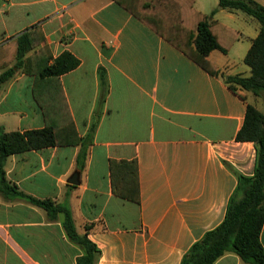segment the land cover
Returning <instances> with one entry per match:
<instances>
[{"label": "crops", "instance_id": "obj_1", "mask_svg": "<svg viewBox=\"0 0 264 264\" xmlns=\"http://www.w3.org/2000/svg\"><path fill=\"white\" fill-rule=\"evenodd\" d=\"M220 7L219 0L194 2L198 12L239 33L228 54H209L211 74L116 0H0V66L7 64L0 76L15 67V40L38 28L44 41L37 49H50L49 64L64 52L80 61L60 76L71 130L60 129L57 146L6 161L0 264H78L83 255L64 215L51 217L26 197L68 207L77 232L100 250L97 264H181L223 222L237 174L252 176L255 169V144L237 134L247 106H264L261 97L226 82L251 76L244 59L261 26ZM34 84L19 69L0 85L7 133L46 127ZM111 160L137 161L139 204L114 194ZM215 264L246 263L227 253Z\"/></svg>", "mask_w": 264, "mask_h": 264}, {"label": "trees", "instance_id": "obj_2", "mask_svg": "<svg viewBox=\"0 0 264 264\" xmlns=\"http://www.w3.org/2000/svg\"><path fill=\"white\" fill-rule=\"evenodd\" d=\"M116 1L211 74H216V67L207 60L209 54L215 50L228 54L239 38L237 31L212 21V16L198 12L194 8L195 0ZM219 4L230 12L246 14L261 26L259 35L244 59L245 64L251 68V76H232L226 82L234 91L240 87L258 97H264V6L257 0H219ZM40 32L38 28L34 33H26L15 40V67L2 73L0 85L19 69L34 76V98L43 111L46 127L24 133H7L0 125L2 178L5 177V165L10 156L57 146L60 129L71 130L73 126L60 76L76 69L80 61L71 53L64 52L49 64L52 59L50 49H37L44 41ZM2 66L6 67L7 64ZM2 66L0 68H5ZM236 139L255 144L254 174H237L238 184L229 200L223 222L195 242L183 256L181 264H215L227 253H235L246 264H264V248L261 243L264 226V111L248 105L244 125ZM110 175L112 189L117 197L140 203L139 167L136 160H111ZM26 198L46 210L51 217L63 214L70 240L83 250L78 264H97L100 250L87 234L80 235L77 232L68 207L55 205L51 201Z\"/></svg>", "mask_w": 264, "mask_h": 264}, {"label": "rangeland", "instance_id": "obj_3", "mask_svg": "<svg viewBox=\"0 0 264 264\" xmlns=\"http://www.w3.org/2000/svg\"><path fill=\"white\" fill-rule=\"evenodd\" d=\"M260 101L262 103L260 108H263V106H264V97H261V100Z\"/></svg>", "mask_w": 264, "mask_h": 264}, {"label": "water", "instance_id": "obj_4", "mask_svg": "<svg viewBox=\"0 0 264 264\" xmlns=\"http://www.w3.org/2000/svg\"><path fill=\"white\" fill-rule=\"evenodd\" d=\"M221 8V7H220ZM76 177V176H75ZM71 184H77L75 180H70L69 181Z\"/></svg>", "mask_w": 264, "mask_h": 264}]
</instances>
